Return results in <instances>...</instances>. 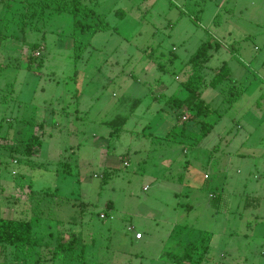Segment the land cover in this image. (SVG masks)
<instances>
[{
    "label": "rangeland",
    "instance_id": "374dc122",
    "mask_svg": "<svg viewBox=\"0 0 264 264\" xmlns=\"http://www.w3.org/2000/svg\"><path fill=\"white\" fill-rule=\"evenodd\" d=\"M82 2L109 27L81 33L72 0H0L1 216L32 224L0 264H264V0ZM205 42L198 120L216 123L195 145L202 124L167 99Z\"/></svg>",
    "mask_w": 264,
    "mask_h": 264
},
{
    "label": "trees",
    "instance_id": "16d2710c",
    "mask_svg": "<svg viewBox=\"0 0 264 264\" xmlns=\"http://www.w3.org/2000/svg\"><path fill=\"white\" fill-rule=\"evenodd\" d=\"M73 8L71 9V13L74 16L75 22L74 26L80 30L81 33H96L99 30L105 29L109 27V24L105 22L101 17H99V21H97V13L92 9L88 8L84 5L82 0H72ZM60 2H57L56 11H68L67 6H63ZM42 9L47 7H51L50 3H46L45 5H39ZM43 12V11H42ZM83 15V16H82ZM79 16H82L80 19ZM213 47L211 42H205L201 44V46L197 49V51L191 56L189 62L192 65L193 71L188 77V79L184 82L185 89L187 91V96L184 98H180L176 95L170 96L167 100L168 102H172L176 109L183 110L186 106L190 111L191 118L200 122L201 125V137L194 143L197 145L202 138H205L213 129L216 122H211L207 120H198V117L203 115H208L211 110L209 108V104H207L204 99L201 97V89L203 84L205 83V77L203 74V70L206 66V63L210 59V49ZM86 49V46H82L78 43V37L75 35L74 41V58L75 60H79ZM231 77V69L228 64L225 62L220 67L218 72L209 82L210 86L217 88L224 81L230 79ZM127 121V117L118 116L112 121L109 122L111 126L118 128L124 126ZM28 144L26 153L29 156L33 155L35 149H38L42 146V140L39 139L38 135H34ZM220 197L215 199L218 201ZM111 206V202H109ZM32 224L30 222L22 223L17 222L13 219L8 221L3 220L1 216V206H0V242L8 243L14 246L19 245H29L32 244ZM84 244L82 238L80 236L73 237L70 241H63L59 246L64 250H75L78 246H82ZM192 247L189 245L186 247V251L183 254L182 258H186L188 260H192L194 257L193 251L189 252ZM181 258V259H182ZM180 260V259H178ZM177 260V261H178Z\"/></svg>",
    "mask_w": 264,
    "mask_h": 264
},
{
    "label": "built area",
    "instance_id": "2783aa9c",
    "mask_svg": "<svg viewBox=\"0 0 264 264\" xmlns=\"http://www.w3.org/2000/svg\"><path fill=\"white\" fill-rule=\"evenodd\" d=\"M101 217L103 218V217H105V215L102 214ZM129 230H134V227H129ZM135 236H136L137 239H141L143 237V234L141 232H136Z\"/></svg>",
    "mask_w": 264,
    "mask_h": 264
},
{
    "label": "crops",
    "instance_id": "0c3cea01",
    "mask_svg": "<svg viewBox=\"0 0 264 264\" xmlns=\"http://www.w3.org/2000/svg\"><path fill=\"white\" fill-rule=\"evenodd\" d=\"M129 227H134V225H130ZM129 227H128V229H129ZM130 231H133V232H141V230H136V228L134 227V230H130ZM142 233V232H141ZM143 234V233H142ZM143 237H144V234H143ZM143 237L141 238V239H143ZM135 238H136V236H135ZM137 239V238H136ZM141 239H137V240H141ZM193 260V259H192ZM192 260H191V262H192ZM190 261V260H189Z\"/></svg>",
    "mask_w": 264,
    "mask_h": 264
}]
</instances>
